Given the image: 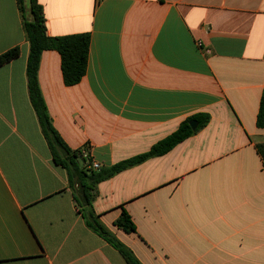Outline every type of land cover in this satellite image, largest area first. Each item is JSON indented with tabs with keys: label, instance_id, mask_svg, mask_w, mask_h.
Here are the masks:
<instances>
[{
	"label": "crops",
	"instance_id": "crops-1",
	"mask_svg": "<svg viewBox=\"0 0 264 264\" xmlns=\"http://www.w3.org/2000/svg\"><path fill=\"white\" fill-rule=\"evenodd\" d=\"M46 32L89 33L87 67L62 80L40 56L53 128L101 168L147 152L196 114L204 127L97 185L101 223L141 264H264V0H38ZM0 264H126L90 231L30 103L17 0H0ZM122 211L135 231L114 225Z\"/></svg>",
	"mask_w": 264,
	"mask_h": 264
},
{
	"label": "trees",
	"instance_id": "trees-1",
	"mask_svg": "<svg viewBox=\"0 0 264 264\" xmlns=\"http://www.w3.org/2000/svg\"><path fill=\"white\" fill-rule=\"evenodd\" d=\"M17 4L22 15L23 33L29 45L26 60L28 96L53 162L65 170L68 188L85 226L115 249L126 264H141L132 250L118 240L101 223L99 216L94 212L92 202L97 195V185L126 168L137 165L148 158L165 154L176 144L204 127L209 116L203 113L193 115L181 122L174 132L155 143L147 152L117 162L110 167L93 169L89 156H84L81 150H71L53 128L37 78L42 52L56 50L60 55L63 83L66 86H71L80 82L87 67L90 35L89 33H79L59 37L49 36L46 32L42 6L38 0H17ZM19 52L18 47H13L1 53L0 66L18 57ZM191 121H196L197 126L194 130L190 127ZM256 126L264 129V92H262L259 101ZM256 151L264 163V143L257 144ZM114 225L126 233L135 231V226L125 211H122L119 218L114 221Z\"/></svg>",
	"mask_w": 264,
	"mask_h": 264
},
{
	"label": "built area",
	"instance_id": "built-area-1",
	"mask_svg": "<svg viewBox=\"0 0 264 264\" xmlns=\"http://www.w3.org/2000/svg\"><path fill=\"white\" fill-rule=\"evenodd\" d=\"M83 155L87 157L88 153L86 151H83ZM91 167L93 169H99L101 167V165L97 162H91Z\"/></svg>",
	"mask_w": 264,
	"mask_h": 264
},
{
	"label": "water",
	"instance_id": "water-1",
	"mask_svg": "<svg viewBox=\"0 0 264 264\" xmlns=\"http://www.w3.org/2000/svg\"><path fill=\"white\" fill-rule=\"evenodd\" d=\"M197 124H196V121H191L190 122V127L192 130H194L196 128Z\"/></svg>",
	"mask_w": 264,
	"mask_h": 264
}]
</instances>
